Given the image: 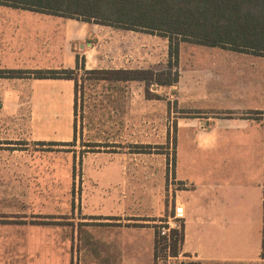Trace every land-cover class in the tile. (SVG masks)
<instances>
[{
    "label": "crops",
    "instance_id": "1",
    "mask_svg": "<svg viewBox=\"0 0 264 264\" xmlns=\"http://www.w3.org/2000/svg\"><path fill=\"white\" fill-rule=\"evenodd\" d=\"M91 28L6 7L0 70L75 69L77 42ZM126 62L120 69H134L135 55ZM178 69V108L197 113L176 118L162 172L151 163L146 175L123 161L138 152L87 153L78 207L75 153L0 150V264H256L264 242V55L189 44ZM74 99L72 80L0 78V141H18L29 127L32 142L71 143ZM40 110L53 116L45 122ZM26 111L29 121L21 119ZM49 124L64 136H43ZM172 205L184 239L177 256L156 262L154 226L176 217Z\"/></svg>",
    "mask_w": 264,
    "mask_h": 264
},
{
    "label": "rangeland",
    "instance_id": "2",
    "mask_svg": "<svg viewBox=\"0 0 264 264\" xmlns=\"http://www.w3.org/2000/svg\"><path fill=\"white\" fill-rule=\"evenodd\" d=\"M5 9L6 7L0 6V12ZM78 21L80 22V20ZM87 25L92 28L88 30V35L82 42H77V53L82 57L84 56L82 51L88 50L87 56L91 69L94 67L120 69L129 65L126 59L133 54L135 55L134 69L154 68L160 71L166 68L169 60V40L167 38L94 23H87ZM95 30H99V32H95ZM189 44L187 42L180 43L179 51L182 46L188 50ZM91 46L94 48H90ZM148 57L150 60L147 59ZM150 91L153 95H159L161 99L155 97L148 99L145 86L141 83H135L131 88L128 83L119 85V83L106 81H87L84 97L82 99L79 93L77 112H74L76 141L74 138L71 143L63 145L54 142H44V144L32 142L28 127L24 128L27 129V133L25 135L22 133L21 137L19 135L18 141H0V150L26 149L75 153L76 171L74 174L70 172V180L73 181L72 193L76 203L78 207H81V199L84 195L83 157L87 153L99 151L138 152L139 154L134 156H126L127 159H123V161L130 159L131 163L138 162L147 175L146 171L151 163H154L157 170L162 172L164 155L170 154L171 151L174 152L175 141L171 140L176 134V118L192 114V111L180 110L175 101V93H170L169 89L163 90L152 86ZM81 104H83V108H81ZM33 108L34 111H37L35 104ZM40 113H43L45 122L47 118L53 116L52 113H47L44 110H40ZM55 115L56 113H54ZM21 119L29 121L30 112L22 113ZM41 130L43 136L49 138L62 137L65 134L64 129L58 128L56 124L46 125ZM58 130L60 133L56 134ZM15 135L13 133L11 136ZM165 136H167V140H164ZM156 178L159 180L162 175L157 173ZM160 196L162 197V192H157V199ZM166 201H169L168 195ZM172 213H175L173 205ZM179 220H181L180 217L168 219L170 227L181 228ZM157 224L162 226L167 223L159 222ZM141 234L146 233L141 232ZM256 264H264V250Z\"/></svg>",
    "mask_w": 264,
    "mask_h": 264
},
{
    "label": "trees",
    "instance_id": "3",
    "mask_svg": "<svg viewBox=\"0 0 264 264\" xmlns=\"http://www.w3.org/2000/svg\"><path fill=\"white\" fill-rule=\"evenodd\" d=\"M0 6L144 32L169 40V60L166 68L160 71L154 68L88 70L85 57L78 53L75 69L0 70V78L33 75L36 79L74 81L75 113L79 93L83 99L87 81L119 85L139 82L144 84L148 99H161L159 95L151 94L152 86L174 92L179 80V45L182 42L264 55V0H0ZM158 221L165 222L163 218ZM160 227V224L154 226L156 262L168 256H177L184 239L182 226L171 229L168 237L160 235Z\"/></svg>",
    "mask_w": 264,
    "mask_h": 264
},
{
    "label": "built area",
    "instance_id": "4",
    "mask_svg": "<svg viewBox=\"0 0 264 264\" xmlns=\"http://www.w3.org/2000/svg\"><path fill=\"white\" fill-rule=\"evenodd\" d=\"M176 217H180L181 218L182 217L181 213L180 212H176ZM171 229H176V228H171L169 223H167L166 225L162 224V226L160 227V235L168 237Z\"/></svg>",
    "mask_w": 264,
    "mask_h": 264
}]
</instances>
